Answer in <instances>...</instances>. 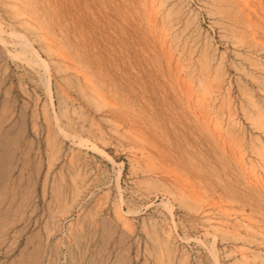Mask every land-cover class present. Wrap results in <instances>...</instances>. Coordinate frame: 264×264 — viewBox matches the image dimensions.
Returning <instances> with one entry per match:
<instances>
[{
    "label": "rangeland",
    "instance_id": "rangeland-1",
    "mask_svg": "<svg viewBox=\"0 0 264 264\" xmlns=\"http://www.w3.org/2000/svg\"><path fill=\"white\" fill-rule=\"evenodd\" d=\"M145 1L0 0V264H264V0Z\"/></svg>",
    "mask_w": 264,
    "mask_h": 264
},
{
    "label": "bare ground",
    "instance_id": "bare-ground-1",
    "mask_svg": "<svg viewBox=\"0 0 264 264\" xmlns=\"http://www.w3.org/2000/svg\"><path fill=\"white\" fill-rule=\"evenodd\" d=\"M155 1H156V0H155ZM162 1H163V0H162ZM145 2H148V0L145 1ZM152 2H153V0H151V3H152ZM159 2H160V1H159ZM143 4H144V3H143ZM145 4H146V5H145ZM145 4H144V5H145V7H146V6H147V3H145ZM163 4H165V3H163ZM152 5H154V4H152ZM161 5H162V4H158V7H156V8H159V6L161 7ZM165 6H166V5H165ZM143 7H144V6H143ZM151 7H152V6H151ZM153 9H154V8H153ZM160 9H161V8H160ZM166 11H167V10H166ZM252 11H253V10H252ZM155 12H156V11H155ZM157 12H158V11H157ZM157 12H156V13H157ZM153 13H154V11H153ZM159 13H160V12H159ZM155 15H156V14H155ZM158 15H159V14H158ZM150 16H151V15H150ZM153 16H154V15H153ZM166 16H167V15H166ZM156 17H157V16H156ZM149 18H150V20L153 19V17H149ZM151 18H152V19H151ZM162 18H163V17H162ZM145 19H146V18H145ZM154 19H155V18H154ZM156 19H157V18H156ZM158 19H159V18H158ZM165 20H166V18H165ZM148 21H149V20H148ZM155 23H156V22H155ZM155 23H154V24H155ZM154 24H152V25L154 26ZM170 24H171V23H170ZM150 25H151V24H150ZM33 26H34V25H33ZM153 26H152V27H153ZM167 26H168V25H167ZM167 26H164V32H163V33L165 34V37L168 39V37H169V33H168V32H169V31H168V28H166ZM250 27H251V26H250ZM250 27H249V28H250ZM148 29H149V28H148ZM169 29H170V28H169ZM171 29H172V28H171ZM153 30H154V28H153ZM248 30H249V29H248ZM46 31H47V30H46ZM172 32H173V31H172ZM173 33H174V32H173ZM151 34H152V33H151ZM163 36H164V35H163ZM160 38H161V37H160ZM44 39H45V38H44ZM46 40H47V39H46ZM165 40H166V39H165ZM163 41H164V40H163ZM48 43H50V42L48 41ZM171 43H172V42H171ZM171 43H170V44H171ZM167 45H168V44H167ZM164 46H165V44H164ZM164 54H165V53H164ZM61 56H62V55H61ZM172 57H173V56H172ZM64 59H65V58H64ZM65 60H66V59H65ZM70 62H71V61H70ZM74 69H75V68H74ZM180 69H181V68H180ZM182 69H183V68H182ZM80 70H81V69H80ZM80 70H78V71H79L80 74H82V70H81V72H80ZM185 71H186V70H185ZM84 74H85V73H84ZM184 74H185V73H184ZM84 80H87V81L89 82V78H88V76H87V78L85 77ZM87 81H86V82H87ZM183 81H184V80H183ZM191 85H192V84H191ZM190 87H192V86H190ZM188 89H189V88H188ZM180 90H181V89H180ZM204 93H205V92H204ZM206 93H207V92H206ZM206 93H205V94H206ZM97 94H98V93H97ZM192 94H193V93H192ZM207 94H208V93H207ZM208 95H209V94H208ZM189 96H190V95H189ZM206 96H207V95H206ZM203 97H204V96H203ZM204 98H205V97H204ZM206 99H207V98H206ZM203 101H204V100H203ZM206 101H207V100H206ZM206 101L204 102L203 105L206 104ZM188 104H189V103H188ZM209 105H210V104H209ZM209 105H208V106H209ZM203 107H204V106H203ZM198 108H199V107H198ZM203 109H204V108H203ZM205 109H207V108H205ZM200 110H201V109H200ZM207 110H209V108H208ZM204 111H205V112H204ZM204 111H203V114H204V115H205V113L207 114L208 111H206V110H204ZM211 113H212V112H211ZM209 116H210V114H209ZM203 117H204V116H203ZM261 120H262V119H261ZM255 121H256V120H255ZM218 124H219V123H218ZM220 124H221V123H220ZM210 129H211V128H210ZM228 135H229V134H228ZM232 138H233V137H232ZM233 140H234V139H233ZM223 145H224V144H223ZM258 150H259V149H258ZM240 151H241V150H240ZM238 153H239V152H238ZM250 162H251V161H250ZM252 172H253V171H252ZM254 173H255V170H254ZM253 176H255V175H253ZM260 181H261V180H260ZM241 227H242V226H241Z\"/></svg>",
    "mask_w": 264,
    "mask_h": 264
}]
</instances>
